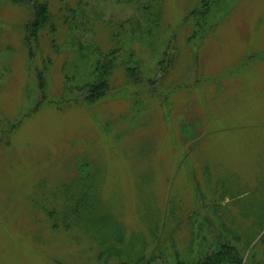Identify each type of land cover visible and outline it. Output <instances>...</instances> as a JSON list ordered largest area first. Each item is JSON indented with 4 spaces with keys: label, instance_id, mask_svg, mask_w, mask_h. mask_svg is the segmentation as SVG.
I'll list each match as a JSON object with an SVG mask.
<instances>
[{
    "label": "rangeland",
    "instance_id": "obj_1",
    "mask_svg": "<svg viewBox=\"0 0 264 264\" xmlns=\"http://www.w3.org/2000/svg\"><path fill=\"white\" fill-rule=\"evenodd\" d=\"M159 1L151 48L134 33ZM67 3L56 53L33 3L0 0V264L202 261L235 230L264 264V0ZM96 60L118 91L67 103Z\"/></svg>",
    "mask_w": 264,
    "mask_h": 264
},
{
    "label": "trees",
    "instance_id": "obj_2",
    "mask_svg": "<svg viewBox=\"0 0 264 264\" xmlns=\"http://www.w3.org/2000/svg\"><path fill=\"white\" fill-rule=\"evenodd\" d=\"M14 2H31L34 4L35 11H36V21L33 23V26H31V36L35 38V40L38 41L40 44V40L42 37L45 36H51L50 38V45L52 46V49L54 52L57 53V38L56 35H58V28L56 25L57 19L56 16H59L62 11L65 12L64 15H60L59 17H62L64 20L63 22L68 26L70 19L71 10L68 6L67 0H60V2H63L64 6L60 9V11L55 7V10H52V0H12ZM58 0H56L57 3ZM158 9H154L150 12L149 16L143 17L144 24L141 22H138V30L134 34H137V38L140 40H145L149 44V47L154 48L157 46L159 41L162 39V36L164 34V31H162L163 27V4L159 1L157 4ZM201 17L204 19L208 18V13H199L197 12ZM196 14V13H194ZM203 14V15H202ZM142 21V20H141ZM143 22V21H142ZM123 46H117L112 49H109L107 51H102L101 54L104 56L103 58L105 60L108 59V62L113 60L115 57V54L119 53L121 51ZM90 49V48H89ZM121 53L128 56H132L133 53L129 52L127 50L121 51ZM48 65L50 64V60L45 61ZM105 62V63H108ZM125 68L123 71L126 72V75L129 79H136L141 80V72H139L138 67L135 65L134 58L131 61H124ZM94 68L92 67V72L86 79L84 78V81L80 83L74 84L73 89L77 88L78 91L85 92L84 97L80 96L82 99H78L75 96H71L72 98L67 101V103L75 102L77 104H83V105H93L97 102H100L103 99H106L110 96V92H117L118 90L113 89L110 84L109 80L111 78V69L112 66L104 65L101 61L97 63V60L94 62ZM92 66V65H91ZM124 72V73H125ZM68 78V77H66ZM146 78V77H145ZM137 82V81H135ZM67 84H71L70 81L67 82ZM83 84V85H82ZM70 86L66 88V90H70ZM116 90V91H115ZM71 91V90H70ZM87 92V94H86ZM83 94V93H82ZM15 128V125H14ZM6 135L9 136V132H6L5 135H1L0 140H6ZM7 142V141H6ZM8 143V142H7ZM6 144V143H5ZM240 241L238 233L235 230V235L233 236V239L230 241V243H223L220 247V250L216 253H213L210 256H207L202 261H199L197 259H187L181 257L179 254L176 256V261L171 264H248V261L244 262V254L239 253L237 250V243ZM227 244V245H226ZM150 263H152V259L150 260ZM146 264V263H143Z\"/></svg>",
    "mask_w": 264,
    "mask_h": 264
}]
</instances>
